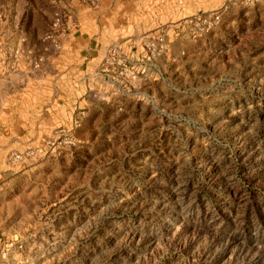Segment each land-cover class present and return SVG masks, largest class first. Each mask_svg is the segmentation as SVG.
<instances>
[{
  "label": "rangeland",
  "instance_id": "1",
  "mask_svg": "<svg viewBox=\"0 0 264 264\" xmlns=\"http://www.w3.org/2000/svg\"><path fill=\"white\" fill-rule=\"evenodd\" d=\"M99 2L0 0V19L16 38L64 35ZM174 24L135 36L138 58L109 33V90L68 93L1 151L0 264H264V0Z\"/></svg>",
  "mask_w": 264,
  "mask_h": 264
},
{
  "label": "crops",
  "instance_id": "2",
  "mask_svg": "<svg viewBox=\"0 0 264 264\" xmlns=\"http://www.w3.org/2000/svg\"><path fill=\"white\" fill-rule=\"evenodd\" d=\"M227 0H100L79 5L74 23L64 35L13 37L0 19V154L3 150L29 143L38 134L35 124L46 123L51 115L60 119L68 93L76 91L79 105L93 90H109L99 72L106 49L122 35L127 54L139 57L132 39L161 26H177L198 11L220 8ZM2 14V12H0ZM19 23L20 12L12 13ZM18 24H16L17 28ZM18 29V28H17ZM176 43V42H175ZM176 44L171 52L176 54ZM19 51L18 54H15ZM77 98V97H76ZM91 100V99H90ZM89 107V114L93 111ZM40 131V128H39Z\"/></svg>",
  "mask_w": 264,
  "mask_h": 264
},
{
  "label": "built area",
  "instance_id": "3",
  "mask_svg": "<svg viewBox=\"0 0 264 264\" xmlns=\"http://www.w3.org/2000/svg\"><path fill=\"white\" fill-rule=\"evenodd\" d=\"M220 20V15L219 14H211V15H205V14H195L191 19L190 21L191 22H196L197 24H205V25H208V26H211L213 23H217L219 22ZM165 43H166V40H165V37L163 35H160V36H157L156 37V40L154 42H152V45L155 47V48H160V49H163L165 47ZM19 51H16L15 54H18ZM16 160H19L21 159V155L20 154H15V157H14Z\"/></svg>",
  "mask_w": 264,
  "mask_h": 264
}]
</instances>
